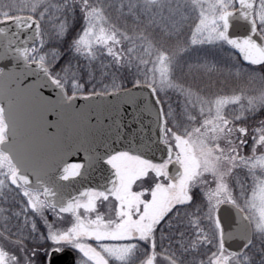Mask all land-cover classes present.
I'll return each mask as SVG.
<instances>
[{"label": "snow or ice", "instance_id": "1", "mask_svg": "<svg viewBox=\"0 0 264 264\" xmlns=\"http://www.w3.org/2000/svg\"><path fill=\"white\" fill-rule=\"evenodd\" d=\"M67 249L264 264V0H0V264Z\"/></svg>", "mask_w": 264, "mask_h": 264}, {"label": "water", "instance_id": "2", "mask_svg": "<svg viewBox=\"0 0 264 264\" xmlns=\"http://www.w3.org/2000/svg\"><path fill=\"white\" fill-rule=\"evenodd\" d=\"M75 253L71 249H67L64 253H56L50 258L47 257V264H72Z\"/></svg>", "mask_w": 264, "mask_h": 264}, {"label": "trees", "instance_id": "3", "mask_svg": "<svg viewBox=\"0 0 264 264\" xmlns=\"http://www.w3.org/2000/svg\"><path fill=\"white\" fill-rule=\"evenodd\" d=\"M41 258L44 259L45 264H46V258L43 256V251H41Z\"/></svg>", "mask_w": 264, "mask_h": 264}, {"label": "rangeland", "instance_id": "4", "mask_svg": "<svg viewBox=\"0 0 264 264\" xmlns=\"http://www.w3.org/2000/svg\"><path fill=\"white\" fill-rule=\"evenodd\" d=\"M46 258V261H47V257H45ZM46 264H47V262H46Z\"/></svg>", "mask_w": 264, "mask_h": 264}]
</instances>
